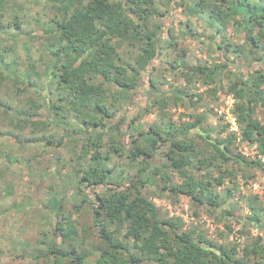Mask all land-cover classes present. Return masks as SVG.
<instances>
[{
	"label": "trees",
	"instance_id": "obj_1",
	"mask_svg": "<svg viewBox=\"0 0 264 264\" xmlns=\"http://www.w3.org/2000/svg\"><path fill=\"white\" fill-rule=\"evenodd\" d=\"M179 12L181 36L200 35L192 19H201L231 58L186 64L172 25ZM164 50L170 59L158 61ZM153 71L177 72L186 84L158 96ZM197 79L232 95L239 140L264 154V0H0V148L14 142L26 162L49 147L69 153L68 169L57 171L65 189L38 213L44 224L35 253L11 250L0 264H264L262 237L249 230L264 231V206L250 201L241 217L228 201L246 179L235 164L264 170V162L235 154L238 135L220 136L226 124L212 136L204 112L177 122L169 110L186 101L196 108L201 95L187 85ZM141 99L149 104L140 107ZM153 110L146 129L133 126ZM156 157L160 166L148 167ZM149 184L157 197L188 198L194 214L205 207L230 233L235 219L243 243L214 241L180 218H162L142 190ZM82 208L90 215L85 228L72 218Z\"/></svg>",
	"mask_w": 264,
	"mask_h": 264
},
{
	"label": "rangeland",
	"instance_id": "obj_2",
	"mask_svg": "<svg viewBox=\"0 0 264 264\" xmlns=\"http://www.w3.org/2000/svg\"><path fill=\"white\" fill-rule=\"evenodd\" d=\"M185 18L184 12L175 14V20H173L172 25H174L176 36L180 38V45L186 47L184 57L186 64L188 63V65L192 66L198 63H200V65H212L213 63L226 62L225 56L231 58V54L227 53L221 55L216 49L215 44L212 42L217 43L218 40L214 41V39L206 36V33L209 31L204 30L201 19H196V17L192 19L194 29L198 30L200 35L181 36L179 34L178 20H184ZM234 33L235 32L231 34L232 40L237 41L238 36H233ZM123 50L125 49H122V51ZM168 52L169 51L164 50L163 55H161V57L159 56L157 60L160 61L162 59L164 62L169 60L170 57L168 55L164 56V54ZM173 56L171 55V57ZM176 58V63L183 62L180 57L176 56ZM153 72V79L156 81V85H158V96L163 95L165 92L174 93L175 87H182L186 84L184 77L177 74V72H174V74H167L161 71ZM220 79L221 86H225L226 79L224 73L221 75ZM213 87H217L218 89L214 94L213 91H211ZM187 88H189V93L194 92L200 94L201 98L195 105L196 108L188 101L185 102L186 105L178 104L177 106L169 108L175 121L179 122L181 119L185 118L188 112H204L207 116V120L204 124L209 126L212 136H216L220 126L226 124L227 129L225 132H221L220 136H224L227 132H234L238 135V138H236L233 143V152L235 154L240 153L249 160L260 159L264 162V154L257 152L256 143H248L239 140V128L236 118L232 113L234 98L231 94L225 93L224 89L220 88V85H202L199 79L188 84ZM214 95L218 98L215 99ZM147 103L148 102L144 99L140 102L139 106L142 107ZM154 110L143 118H139L135 121L133 126L142 125L143 128L146 129L148 124L155 118L156 111ZM7 144L11 150L8 148H3V150H1L0 148V247L4 250V253L0 256L2 261H7L8 254L11 253V250L18 251L20 248H26L28 250V256L35 253L36 244H34L33 241L40 228L43 229L44 224H41L42 220L41 217L38 216V213L44 214L42 209L45 204H48V199L53 194L61 195L59 190L65 189V186H61L64 181L61 180V185H59L60 176L57 171L59 169L58 167H61V165H63L60 169L61 174L68 169L67 158L69 155L64 148L49 147L46 149V152L40 150L41 153L36 154V157L31 154L33 158L27 161V163L22 156L19 155L17 157V150H15L16 145L14 142L9 141ZM8 153H10L11 156H8ZM58 156L60 157V162L57 163L55 160ZM120 160H122V157L119 158V161ZM113 162L114 160H110V163ZM160 163L161 162L156 157L154 160H148V167L158 168ZM54 164H56L55 169ZM235 165L241 168L246 179L244 177L238 179L237 184H235L228 197V201L237 209L241 217H244L245 214L251 212L249 209L250 201H254L257 206L259 204L264 206V170L255 165L253 167H244L243 164ZM251 174H253V176L250 177ZM226 183L231 185L227 180ZM142 190L152 195L151 197L155 201L162 218H180L183 228L188 229L197 226L196 228L198 230H202L207 237L214 241L227 244L232 242L239 244L243 243L244 236L240 235L238 232L241 226L235 219L232 218L233 232L230 233L224 228V224L221 221H216L214 216L208 213L205 207L200 206V208H198V213L194 214L195 206L184 196H179L176 199L167 192H163L162 196L157 197L155 194L159 193V190L151 184L146 185ZM219 190L222 191L221 189ZM65 194L68 195V193ZM254 194L259 196L256 200L253 199ZM69 196H71V194ZM73 200L74 199H72V201ZM69 201H71V199ZM47 207L48 205L46 208ZM89 217L90 215L85 212L83 208L78 213H72V218L79 221L81 228H85L84 225L89 221ZM218 230H222V232L225 231V235H220ZM249 230L250 234L260 235L264 243V231H260L253 227L249 228ZM122 233L123 229H120V237ZM227 233H229L228 236H226ZM1 260L0 263L2 262Z\"/></svg>",
	"mask_w": 264,
	"mask_h": 264
}]
</instances>
